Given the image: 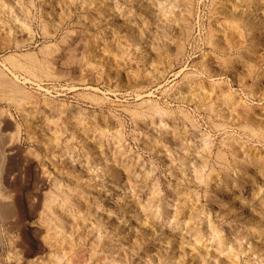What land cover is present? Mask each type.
<instances>
[{
  "label": "rangeland",
  "instance_id": "rangeland-1",
  "mask_svg": "<svg viewBox=\"0 0 264 264\" xmlns=\"http://www.w3.org/2000/svg\"><path fill=\"white\" fill-rule=\"evenodd\" d=\"M0 264H264V0H0Z\"/></svg>",
  "mask_w": 264,
  "mask_h": 264
},
{
  "label": "bare ground",
  "instance_id": "bare-ground-1",
  "mask_svg": "<svg viewBox=\"0 0 264 264\" xmlns=\"http://www.w3.org/2000/svg\"><path fill=\"white\" fill-rule=\"evenodd\" d=\"M51 199V198H50Z\"/></svg>",
  "mask_w": 264,
  "mask_h": 264
}]
</instances>
